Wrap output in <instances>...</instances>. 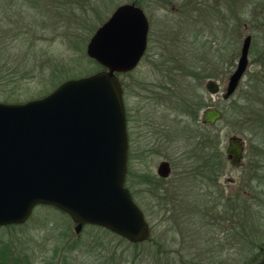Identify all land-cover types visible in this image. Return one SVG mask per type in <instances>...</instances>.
Returning <instances> with one entry per match:
<instances>
[{
	"label": "rangeland",
	"instance_id": "1",
	"mask_svg": "<svg viewBox=\"0 0 264 264\" xmlns=\"http://www.w3.org/2000/svg\"><path fill=\"white\" fill-rule=\"evenodd\" d=\"M95 1L69 6L63 0H0V102L39 98L66 79L96 71L87 43L125 0ZM198 1L188 6L184 0H142L149 45L138 66L119 76L130 84L133 112L142 89L169 74L176 79L177 95L191 81L200 119L208 107L222 111L212 131H202L219 141L209 153L213 174L178 176L173 167L160 179L156 168L174 154L172 147L162 144L145 157L135 144L127 186L150 225L147 240L132 243L90 224L76 233L68 215L38 205L16 232L0 229V250L11 238L10 250L27 255L28 264H264V0ZM247 35L249 64L225 100L222 93ZM206 63L199 81L179 69L187 65L188 72L200 75ZM210 73L215 77L206 78ZM209 79L219 82L221 92H208ZM202 92L209 106L202 103ZM198 133L203 135L200 127L195 137ZM232 136L245 148L238 166L227 157ZM193 151L202 157L200 148L194 145ZM208 164L209 159L200 161L196 171L205 165L209 173Z\"/></svg>",
	"mask_w": 264,
	"mask_h": 264
},
{
	"label": "water",
	"instance_id": "2",
	"mask_svg": "<svg viewBox=\"0 0 264 264\" xmlns=\"http://www.w3.org/2000/svg\"><path fill=\"white\" fill-rule=\"evenodd\" d=\"M149 23L134 3L117 6L90 37L86 54L101 68L69 78L49 93L24 102H0V226L23 224L37 205L66 213L79 233L97 225L139 243L150 225L126 186L128 137L119 72L137 66L147 47ZM251 37H244L235 70L222 97L235 92L248 66ZM211 94L220 92L214 79ZM222 118L208 107L203 121ZM238 165L244 146L229 138L226 149ZM170 173L167 161L157 168Z\"/></svg>",
	"mask_w": 264,
	"mask_h": 264
},
{
	"label": "flooded vegetation",
	"instance_id": "3",
	"mask_svg": "<svg viewBox=\"0 0 264 264\" xmlns=\"http://www.w3.org/2000/svg\"><path fill=\"white\" fill-rule=\"evenodd\" d=\"M196 1L199 2L198 0H184V4H188V6L190 5L193 6L192 4ZM141 2L142 0H125L124 3H134L135 5L141 7ZM84 4L86 3L84 2ZM148 23H149V29H148L146 50L149 45V31H150L149 18H148ZM249 53H250V49H249ZM249 53H248V64H249ZM140 62L141 60L139 61V63ZM237 62L238 60L235 62V68L237 66ZM208 65L209 63H206L204 65V68L208 69ZM130 71L118 73V76L120 74H125V73L127 74ZM120 81L123 87V100L125 105L126 127H127V137H128V160H129L130 150L132 149V146H134L135 144L138 145V149L142 150V152H144L145 155L156 153L157 151L154 149L160 148L161 145L164 144L166 147H168V145L171 146L172 150H174V154L168 159L166 158L162 159L159 162V164L162 161H167L170 166V173H172L173 167L174 168L176 167L178 169L176 170V174L178 176H182L183 174L186 173L192 174L191 171L194 173V170L196 171L197 168L199 167L200 161L203 160L206 161L208 159L207 157L208 153L205 152L204 150L201 151L202 152L201 158H199V151L197 153V156L196 153H194L193 151L194 145L197 146V149H199L200 148L199 146L203 145L204 142L208 140V135L207 133H202L203 135H199L198 133L195 138L194 130L195 128L200 127L201 131L203 130L208 131L207 129H209V125H213V124L204 122L203 116L202 119H200L201 114L199 113L197 115V113L193 114L191 113V111L187 112V110L185 109V105H183V103H181L180 105L178 104V95L176 92L177 88L175 86L174 79L170 80L166 78H161V79L159 78L156 82L154 81V83L150 82V84H147V87H144V89H142V92L144 93L143 95L141 94V98H140L141 103L139 104L136 110L137 112L136 111L133 112L129 105V97H130V93H132V90L130 89V84L128 82L122 81L121 79ZM228 98L225 100H228ZM182 118H184V120L186 121L183 122L184 120ZM135 136L137 138H135ZM238 139L239 141H241L242 145L244 146L243 140L239 137ZM178 142L180 145H183V147L179 150H177V146H176ZM244 152H245V148H244ZM244 152L238 165L242 164L243 162ZM147 155L145 157H147ZM202 166L201 169H206L205 165ZM157 168H156V173L158 175L157 177L158 178L160 177L161 179L162 176L158 174ZM127 174H128V169H127ZM127 174H126V186H127Z\"/></svg>",
	"mask_w": 264,
	"mask_h": 264
},
{
	"label": "trees",
	"instance_id": "4",
	"mask_svg": "<svg viewBox=\"0 0 264 264\" xmlns=\"http://www.w3.org/2000/svg\"><path fill=\"white\" fill-rule=\"evenodd\" d=\"M64 2H65V5H69V6H75V5H79V4H81V5H86V4H82V3H92V1H95V0H63ZM80 1H84V2H81V3H79ZM64 5V4H63ZM88 56V55H87ZM92 62H93V64H94V67H95V69L97 70V69H99L100 68V65L95 61V60H93L92 59ZM185 65V64H184ZM188 66L187 65H185L184 67H181V68H179L180 70H183V71H186L187 73H186V76H187V78H188V76H190L191 78H194V79H198V81L199 80H201V79H204V72L206 71V69L203 67V68H200V69H203V70H201V72H200V75H198V74H195V73H192V71H190V72H188ZM172 70L171 68H167V70ZM204 69H205V71H204ZM174 70L175 71H177L178 70V68L177 67H175L174 68ZM192 70V69H191ZM161 71H162V73H164L165 71H166V69L165 68H162L161 69ZM206 73V72H205ZM184 74H185V72H184ZM183 74V75H184ZM163 75V74H162ZM185 76V75H184ZM163 77L164 78H168V76H164L163 75ZM213 78V77H215L214 75H213V73H210V74H207V76H206V78ZM175 77H174V74H169V79L170 80H172V79H174ZM176 78H178V77H176ZM186 78V79H187ZM175 81H176V79H174ZM188 80V79H187ZM187 84V85H186ZM186 84L182 87V89H183V92H182V94L181 95H178V104L180 105L181 103H183V105H186L187 104V106H188V108L186 109L187 110V112H189V111H191V113H197V109H196V105L197 104H195L194 103V101L192 100V92H194L193 91V85H192V83H191V81L190 80H188V83L186 82ZM198 97V96H197ZM200 99L202 100V103H204L205 105H208L207 103H205V93H203L202 92V95H201V97H200ZM203 105V104H202ZM209 106V105H208ZM214 128V126H211V125H209V129H210V131H212V129ZM201 133H202V131H201ZM199 135H200V133H199ZM197 136V135H196ZM213 137L215 138V136H213V135H211V137L210 136H208V140H206L205 142H204V144L203 145H200V150L201 151H205V152H207L208 154H207V157H208V159H209V173H207L206 171H207V168L206 169H201V171L199 172H197V171H195L194 170V175L195 174H200V175H209V174H213V166H214V159H213V157H211L210 156V152L211 151H213L214 150V148H215V146H217V144H218V140L216 141V140H213ZM196 138V137H195ZM215 142H216V145H215ZM207 159V160H208ZM213 164V165H212ZM218 164H220L221 165V162L219 163L218 162ZM203 167V166H202ZM211 168V169H210ZM191 173L193 174V172L191 171ZM254 187H256V186H254ZM41 207H44V206H46V207H52V208H54L53 206H48V205H40ZM255 207L257 208H259L260 207V204H258V203H256L255 204ZM62 212V211H61ZM63 214H65V215H67L66 213H64V212H62ZM25 225H27V222L26 223H24V224H13V225H6V226H1L0 227V229H7V230H13L14 229V232H16V229L18 228V227H20V228H22L23 226H25ZM97 227H99V228H103V227H100V226H97ZM105 231H107V232H110L109 230H107V229H105V228H103ZM1 239V238H0ZM1 241V240H0ZM11 243H12V239L11 238H9V239H7V241L6 242H4L3 243V249H1L0 250V264H28V259H27V255H25V254H18L17 253V255H14L15 254V252H12L10 249H11V247H12V245H11ZM10 245H11V247H10Z\"/></svg>",
	"mask_w": 264,
	"mask_h": 264
}]
</instances>
